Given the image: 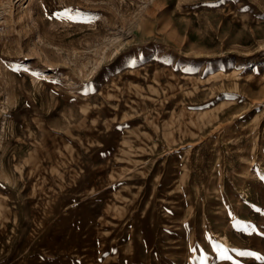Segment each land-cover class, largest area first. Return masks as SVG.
Segmentation results:
<instances>
[{
  "label": "rangeland",
  "instance_id": "1",
  "mask_svg": "<svg viewBox=\"0 0 264 264\" xmlns=\"http://www.w3.org/2000/svg\"><path fill=\"white\" fill-rule=\"evenodd\" d=\"M0 264H264V0H0Z\"/></svg>",
  "mask_w": 264,
  "mask_h": 264
},
{
  "label": "snow or ice",
  "instance_id": "2",
  "mask_svg": "<svg viewBox=\"0 0 264 264\" xmlns=\"http://www.w3.org/2000/svg\"><path fill=\"white\" fill-rule=\"evenodd\" d=\"M54 15H57V16H65L66 15V13H55ZM69 19H71L72 17H68ZM239 255H254V253H238ZM221 259H226V258H228V257H226L224 254H223V252L221 253V257H220ZM203 260H204V257H203V255L201 256V261L203 262Z\"/></svg>",
  "mask_w": 264,
  "mask_h": 264
}]
</instances>
